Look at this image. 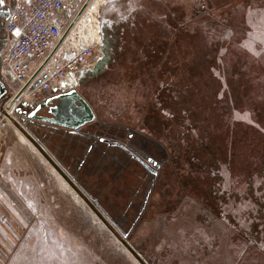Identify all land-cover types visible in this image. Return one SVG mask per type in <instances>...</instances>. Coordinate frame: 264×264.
Returning a JSON list of instances; mask_svg holds the SVG:
<instances>
[{"label":"rangeland","instance_id":"1","mask_svg":"<svg viewBox=\"0 0 264 264\" xmlns=\"http://www.w3.org/2000/svg\"><path fill=\"white\" fill-rule=\"evenodd\" d=\"M106 1L96 2L99 6ZM168 1L171 10L146 0V8L141 5L134 13V31L123 35L122 45L140 48L110 64L112 69L106 74L115 73L106 82L109 86L93 82L80 89L93 101L98 117L105 116V108L114 115V108H124L142 120L144 111L133 105L138 86L144 92L150 88L145 106L166 121L168 137L174 135L175 122L181 126L183 160L179 164L184 167L177 168V175L209 176L212 170L198 165L200 156L191 151H213L218 166L215 191L223 196L217 199V211L191 184L179 200L171 183V196L166 197L173 198L175 208L156 211V206L164 207L167 201L158 205L161 197L154 195L149 220L133 233L129 227L137 207L131 201L137 200L130 196L137 190L142 199L143 183L131 180V193L117 207L99 199L107 215L86 191L73 188L36 153L15 125L1 123L0 264H264V225L253 221V212L261 209V215L264 211V0H202L199 5L197 0ZM119 9L120 16L128 12L125 5ZM150 9L160 13L149 14ZM108 10L105 13L115 10L114 5ZM164 26L172 31L166 34L172 48L151 70L154 83L149 78L148 85L141 78L148 74L144 70L134 71L141 77L125 80L134 62L153 55L148 41L152 31ZM147 67L142 68L146 71ZM181 83L184 93L189 90L183 94L182 107L176 104ZM100 87L107 95L97 96L108 97V102H98L95 94ZM109 214L123 222L122 229Z\"/></svg>","mask_w":264,"mask_h":264},{"label":"flooded vegetation","instance_id":"2","mask_svg":"<svg viewBox=\"0 0 264 264\" xmlns=\"http://www.w3.org/2000/svg\"><path fill=\"white\" fill-rule=\"evenodd\" d=\"M14 6V1L10 0L4 6L8 7V9H4L3 12L6 13L9 10L10 14ZM182 17L181 14L180 19ZM5 23L6 19L0 15V50L6 48L9 43L5 31ZM130 24L131 22L122 21L117 27L118 30L115 29L116 27L113 29L115 38H110L111 40L106 37V27H104V39L107 41V45L113 44L111 49H114V53H110L109 46H105L97 64L90 69L84 70L78 78L79 83L76 88L87 99L94 110L95 107L80 87L87 85L89 88L93 82L103 83L106 81L105 75H107L106 72L110 68V64H116L120 57L121 59L123 58L122 55L124 53L121 48L124 46L121 43L124 38L122 35L128 32L125 26L128 25V29H131L134 23ZM160 29L152 31L154 34L148 41V43L154 44L155 47L152 52L153 58L148 56L151 62L149 64L150 68L157 66L161 60V55L166 50V42L164 40L167 30L165 26ZM158 48H160V53L157 54ZM54 94L55 92L51 90L34 104L46 101ZM176 100V104L180 106L177 98ZM54 104L55 101H51L48 106L37 111V115L52 117L53 114L49 111V108ZM108 110L105 108V116L102 118L98 117L95 110V121L80 126L76 130L48 121L32 119L14 111L8 115L2 114L1 109L0 124L9 123L15 125L26 136L27 141L31 143L37 153L40 152L45 157L53 169H57L73 188L86 191L102 210L104 206L99 199L104 200L106 203H111V207H117V204L131 193V180H135V183L138 181L143 183L142 199L138 198L140 191L137 190L130 196L137 200L136 203H133L134 200L131 201V204L137 207V215L132 221L131 227H129L133 233L140 224L149 220L148 215L155 205L154 195L159 194L161 197L158 205L164 202V199L167 202L169 199H173L166 197L168 193V195L172 193L168 192L171 183L176 189V197L181 196L179 200L188 193V186L191 184L193 191L202 195L201 199L210 208H214V211H217L215 203L218 198L223 200V196L215 191L216 182L218 181L215 172L218 170V166L214 162L215 156L212 150L206 149L204 153L202 150L200 152L191 151L192 155H197V152L201 153V157L197 159L196 163L212 170V174L204 177L192 173H181L182 175L179 173L177 175V168L183 167L182 164H179L182 157V132L181 126L178 125L179 122H175L176 125L172 126V131L174 132L172 138L168 137L167 132H165V128H167L166 121L160 119V115H157L151 109L146 110V113L144 110V113L140 114L142 115V120H140L138 114L130 115L128 111L122 112L120 110H117L115 117H110ZM151 128L154 130L150 131ZM168 128L171 131V127L168 126ZM167 137L170 138L169 143ZM190 148L192 150L194 146ZM173 153L178 155V160H176L177 158H172ZM73 167H75V171L72 170ZM137 168H140L144 174L140 173ZM14 175L18 174L14 173ZM132 176L135 179H132ZM175 195L173 196L172 194L173 197ZM129 203L130 201H128ZM167 205L168 203L164 207L156 206L155 209L158 212H167ZM109 212L111 213L112 209ZM105 213L108 215L107 212ZM109 218L119 229H122L123 222L116 217L113 218L110 214ZM123 234L128 236L129 233L124 231Z\"/></svg>","mask_w":264,"mask_h":264},{"label":"built area","instance_id":"3","mask_svg":"<svg viewBox=\"0 0 264 264\" xmlns=\"http://www.w3.org/2000/svg\"><path fill=\"white\" fill-rule=\"evenodd\" d=\"M96 1L14 0L5 23L9 43L1 50L0 74L12 96L18 95L16 102L33 104L94 67L102 49V5ZM64 12H70L67 23Z\"/></svg>","mask_w":264,"mask_h":264},{"label":"water","instance_id":"4","mask_svg":"<svg viewBox=\"0 0 264 264\" xmlns=\"http://www.w3.org/2000/svg\"><path fill=\"white\" fill-rule=\"evenodd\" d=\"M9 1L10 0H0V15L5 19L9 16V10L6 11V13L3 12V10L8 9V7L4 6ZM71 79L72 81H63L60 86L54 87L52 90L53 92H55V94L52 97L48 98L46 101H41L40 103L32 104L26 100L16 102L18 95L9 97L8 94L11 92L10 86L6 83L5 78L0 74L1 113L8 115L9 112L7 110H12L16 113H19L23 116H27L32 119L48 121L74 130H76L80 126L95 121L96 113L94 108L76 88V85H78L79 80L75 78ZM39 83L40 80L36 82V85H38ZM51 101H55V104L49 108V111L53 114V116L46 117L37 115L36 112L48 106ZM123 243L131 250V252L139 259V261L142 262V259L131 247V245L125 240H123Z\"/></svg>","mask_w":264,"mask_h":264},{"label":"trees","instance_id":"5","mask_svg":"<svg viewBox=\"0 0 264 264\" xmlns=\"http://www.w3.org/2000/svg\"><path fill=\"white\" fill-rule=\"evenodd\" d=\"M201 1L202 0H197V5H199L200 3H201ZM210 5V4H209ZM167 9H169V7L167 8ZM149 28H151L152 29V27L153 26H151V25H149L148 26ZM145 29H146V27H144ZM167 29V32H169V33H172V31L170 30V29H168V27H166ZM171 31V32H170ZM165 42H166V50L168 49V48H172L171 46V44L169 43V36H167V37H165V40H164ZM148 45V48L150 49V51L151 52H153V50H154V44H151V43H148L147 44ZM145 50V49H144ZM166 50H165V53H166ZM157 54L158 53H160V48H158L157 49ZM150 52V53H151ZM172 55V54H171ZM145 56H147V55H144V57ZM148 57V56H147ZM146 57V58H147ZM152 57V56H151ZM172 57V56H171ZM146 58H143V59H138L136 62H134V68H130V73H128V75L124 78L125 80L126 79H128L129 77H131V76H133V77H137V78H139V77H141L140 75H138L136 72H134V71H141V70H144L143 72H144V74H145V72L146 73H148L147 75H145V77L144 76H142L141 78L142 79H144V81H145V83L146 84H148L149 85V83L150 82H148L147 83V79H149L150 78V80H151V76H152V71L151 70H153L154 68H156L160 63H158L157 64V66H154V67H152V68H150V65H149V67H147V70L145 71V69L146 68H142L144 65H146V64H150L151 62H149V58H147V61H145L146 60ZM153 58V57H152ZM161 58H162V55H161ZM153 61V60H152ZM155 61V60H154ZM174 62H176V64H177V60L176 59H174L173 60ZM161 62V61H160ZM124 63L125 62H123V65H124ZM169 64H171V63H169ZM143 65V66H142ZM174 66V65H173ZM169 68H171L170 66H169ZM110 69H112V67L110 68ZM173 70H171L172 71V74H175L176 73V66H175V68H172ZM175 69V70H174ZM212 70H213V68H212ZM112 71H114V70H112ZM131 71L133 72L132 74H131ZM158 71V70H157ZM111 74H114L115 72H110ZM111 74L109 75V73H107V75H105V79H106V81H104L103 82V84H105L106 86H109V85H107L106 84V82H108L109 81V79H110V76H111ZM122 75V74H121ZM129 76V77H128ZM154 78H156L155 76H154ZM175 79V78H174ZM157 80V79H156ZM152 80H151V84H152ZM154 83V82H153ZM102 84V83H101ZM100 84V85H101ZM144 84V83H143ZM186 86H187V89H188V85L186 84ZM140 86H138V90H137V92L139 93V96L138 97H135V101H136V103L133 105V107L134 108H137V111H139V110H148V106L146 107L145 106V102L146 101H148L149 99H150V94H149V98L147 97V94L146 93H150L152 90L149 88L147 91L148 92H144L142 89H140L139 88ZM108 89V88H107ZM180 92H181V94H180V92H179V98H177L178 99V101H179V103H180V106L182 107V105H185V103H184V100H183V94H189V90H187V92H185L184 93V91H183V87H182V83L180 84ZM159 92H160V90H159ZM98 93H99V95L102 97L103 95L102 94H106V91H105V89L104 88H102L101 89V87H100V90H97L96 89V98H97V100H98V102H108V97H103V98H99L97 95H98ZM107 95V94H106ZM144 96V98H142ZM132 98V97H131ZM89 99V98H88ZM90 100V102L93 104V101H91V99H89ZM97 102V103H98ZM99 104V103H98ZM93 106L95 107V105L93 104ZM120 107H121V105H120ZM132 107V106H131ZM130 107V108H131ZM96 108V107H95ZM107 109H109V107L107 108ZM115 109V112L117 113V110H119V108L118 109H116V108H114ZM122 109H124V108H122ZM122 109L120 110V111H122ZM96 110V109H95ZM124 111H127V110H123L122 112H124ZM132 111H134V110H132ZM105 110H104V115H105ZM108 114H109V116L110 117H115V115L113 114V110L112 109H109L108 110ZM193 146H195V145H191V147H193ZM196 146H197V143H196ZM182 149V148H181ZM204 150V149H203ZM206 150V149H205ZM181 153H182V157H183V150L181 151ZM188 153V152H187ZM176 156H178V155H176ZM197 157L198 156H200L201 157V153H199V152H197V155H196ZM181 157V162H182V160H183V158ZM200 157H198V158H200ZM176 159V158H175ZM176 160H178V157H177V159ZM182 166H183V164H182ZM184 167V166H183ZM182 175V174H181ZM188 179H190V178H188ZM187 180V179H186ZM186 182V181H185ZM185 182H184V185H185V188H186V184H185ZM178 190H179V187H178ZM180 191L182 192V190L180 189ZM179 197H181V196H179ZM168 203V207L166 208V210L167 211H169V210H173L175 207H174V205H175V203L176 202H174V201H172V199H169V201L167 202ZM215 205H216V203H215ZM260 211H262L261 209H259V210H257V211H255V212H253V214L256 216V218H255V220H253L254 221V224L257 226L258 224H260V225H264V211L262 212V214L260 215ZM252 222V221H251Z\"/></svg>","mask_w":264,"mask_h":264},{"label":"crops","instance_id":"6","mask_svg":"<svg viewBox=\"0 0 264 264\" xmlns=\"http://www.w3.org/2000/svg\"><path fill=\"white\" fill-rule=\"evenodd\" d=\"M155 3H157L158 5H162L164 6L165 10L166 8L169 7V9L171 10V5H169V1L168 0H154ZM115 3V4H112L111 6L114 5V8L115 10H111L110 12H106V10H108L111 6H107L108 4L110 3ZM146 0H107L105 3H102V9H101V32H102V49H101V55L102 53L104 52V48L105 46H109V52L110 53H114V49H111L112 47V43L110 45H107V41L104 39V36L106 35V37L108 38V40H111L113 38H115V33H113V29H117V27L119 26L120 23H122V21L124 22H131L134 23V20L136 18V16L134 15L135 12H137L138 10H140L141 7H144L146 8ZM177 4H180V3H175V5ZM121 5H125V10H127L128 12L126 14H122V16H120V6ZM142 5V6H141ZM130 8H128V7ZM133 6V7H132ZM141 6V7H140ZM131 9V10H130ZM134 9V10H133ZM138 9V10H137ZM130 10V11H129ZM109 11V10H108ZM151 11V12H150ZM150 11H147L149 14H152L153 12L156 13H160V12H157V10H152L150 9ZM114 12V13H113ZM112 13L114 14V16H112ZM152 15H155V14H152ZM155 15V16H156ZM112 16V17H111ZM142 15H140L141 17ZM70 12H64L62 13V18L64 20L65 23H67L71 18H70ZM138 17V18H140ZM158 18V17H156ZM141 22V21H139ZM138 22V23H139ZM155 22H158V21H155ZM130 24V25H131ZM129 25V24H128ZM128 25L125 26V29L127 31H130L131 29H128ZM104 27H106V34L104 35L103 34V29ZM109 28V30H108ZM118 30V29H117ZM134 31V28L132 29ZM123 36V35H122ZM111 38V39H110ZM122 45V43H121ZM140 48V47H139ZM139 48H135V46H128L127 49H125L124 47L121 48L122 52L125 54L126 52L128 53H135L137 52L136 50H138ZM141 51V49H140ZM116 52V51H115ZM100 55V56H101ZM100 58V57H99ZM99 60V59H98ZM98 62V61H97ZM97 64V63H96ZM95 64V65H96ZM34 148V147H33ZM35 149V148H34ZM37 153V151H36ZM39 153V152H38Z\"/></svg>","mask_w":264,"mask_h":264},{"label":"bare ground","instance_id":"7","mask_svg":"<svg viewBox=\"0 0 264 264\" xmlns=\"http://www.w3.org/2000/svg\"><path fill=\"white\" fill-rule=\"evenodd\" d=\"M6 110H7V109H6ZM7 111H8V110H7ZM10 112H11V111H10ZM10 112H9V113H10ZM10 114H11V113H10Z\"/></svg>","mask_w":264,"mask_h":264}]
</instances>
